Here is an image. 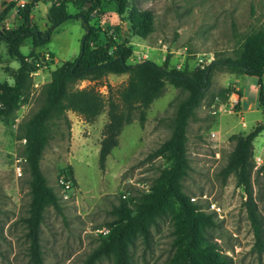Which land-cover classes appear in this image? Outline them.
I'll return each mask as SVG.
<instances>
[{"label":"rangeland","instance_id":"obj_1","mask_svg":"<svg viewBox=\"0 0 264 264\" xmlns=\"http://www.w3.org/2000/svg\"><path fill=\"white\" fill-rule=\"evenodd\" d=\"M3 2L9 4L8 0H0V14L6 7ZM30 2L32 25L45 33L51 27L47 19L49 8L61 3ZM65 6L70 15L78 18L65 20L51 29L47 44L36 46L28 38L20 48L26 56L31 51L48 54L49 60L34 74L30 100L16 113L15 123L5 126L0 122V264H31L24 222L31 200V174L26 166L24 141L16 137L17 126L35 111V100L40 88L49 81L50 72L79 55L85 32L80 14L85 8L70 3ZM128 7L150 11L154 16L153 31L146 39L131 36L133 55L148 53L157 65L170 55L169 68L178 65L174 56L181 53L191 70L203 54L212 55L214 60L232 57L242 37L264 28V0H128ZM16 10L7 12L2 27L11 28L16 23ZM88 24L111 35L120 20L113 4L100 0L99 6L89 13ZM17 67L7 45L0 42V82L12 84L9 75ZM127 79L126 74L108 75L101 82L82 81L77 87H94L107 97L106 86L119 89L126 85ZM226 88L241 97L231 113H224L220 103L211 108L214 98ZM260 88L264 89V77L259 81L256 77L215 68L204 99L186 129L189 170L182 181V191L200 211L214 214L211 205L221 210L220 216L214 214L216 226L208 230V238L232 264H264V252L259 254L254 249L242 188L234 176L225 184L219 177L233 147L230 137L247 135L256 125L264 124V107L258 103ZM185 95L167 85L163 95L147 110L143 125L135 119L123 128L118 147L108 156L103 171L98 167V151L107 122L106 112L93 122L67 112L68 123L61 121L52 127V138L42 153L39 167L46 186L58 199L61 213L52 207L44 213L40 226L43 264H82L98 245L101 232L108 230L116 219L114 209L121 202L134 208L141 195L148 192L160 170L167 166L164 158L152 154L169 138L175 106ZM253 162V197L264 224V131L253 141ZM62 180L71 185L68 190ZM174 237L171 221L157 220L150 228L148 241L139 239L130 248L131 264H166L175 253ZM97 264L113 262L102 259Z\"/></svg>","mask_w":264,"mask_h":264},{"label":"trees","instance_id":"obj_2","mask_svg":"<svg viewBox=\"0 0 264 264\" xmlns=\"http://www.w3.org/2000/svg\"><path fill=\"white\" fill-rule=\"evenodd\" d=\"M8 1L9 4L3 2L6 7L0 14V42L7 45L8 54L18 67L10 72L12 84L0 82V122L5 126L14 124L16 113L29 102L33 76L46 63L44 55L33 51L23 55L20 48L24 41L32 38L36 46L47 44L51 29H56L65 20L78 18L67 12V3L79 9L85 8L80 14L85 32L79 55L50 72L49 81L40 88L35 100V111L17 126L16 137L24 141L26 166L31 174V200L24 219L31 264H43L40 226L46 209L52 207L61 213L58 199L46 186L39 167L42 153L52 138V127L61 121L68 123L67 112L87 122H93L106 112L107 122L98 151V167L103 171L108 156L118 147L123 128L135 119L143 125L147 110L163 95L167 85L186 93L175 106L169 138L152 154L153 157L164 158L167 166L160 170L159 176L134 208L121 202L114 209L116 219L109 225L108 233L100 236L98 245L86 255L82 264H97L102 259H110L113 264H131L130 248L139 239L147 242L150 228L161 219L171 221L175 236V253L166 264H232L231 259L208 238V230L216 226L214 214L200 211L182 191V181L189 170L186 129L204 99L215 68L230 74L256 77L259 81L264 77V28L242 37L232 57L216 58L203 70H191L186 63L176 70L175 67L169 68L170 55L161 65L152 61L130 63L133 56V48L129 44L131 36L146 39L153 31L154 16L150 11L129 9L128 0H108L120 20L111 35L88 24V15L99 6L100 0H64L59 6L52 5L47 16L51 27L45 33L38 32L32 25L30 0L22 8L17 4L19 0ZM13 8L17 9L16 23L11 28L2 27L7 12ZM123 24L126 25L125 30ZM125 74L128 75L126 85L119 89L106 86L107 97L94 87H77L82 81L97 83L108 75ZM229 94L231 89L226 88L218 97L224 101ZM258 103L264 107L262 88L259 89ZM262 131L264 124L256 125L247 135L231 136L233 147L219 172L223 184L234 176L244 192L243 205L252 230L254 249L259 254L264 252V224L253 197L252 173L253 141ZM68 174L72 179L70 170Z\"/></svg>","mask_w":264,"mask_h":264},{"label":"built area","instance_id":"obj_3","mask_svg":"<svg viewBox=\"0 0 264 264\" xmlns=\"http://www.w3.org/2000/svg\"><path fill=\"white\" fill-rule=\"evenodd\" d=\"M49 1H52V2H54V3H56V4H60L62 1H64V0H49ZM25 1H23V0H19L18 2H17V4H18V6L20 7V8H22L24 5H25ZM169 53V52H168ZM151 58H150V55L148 54V53H143V54H140V55H137V54H135V55H133L131 58H130V63L131 64H138V63H142V62H144V61H151L150 60ZM174 59L176 60V62H178V65L176 64V66H175V69L176 70H180L182 67H183V65L185 64V56H184V54H179V56H174ZM44 60L46 61V60H49V55L48 54H46V55H44ZM164 60V59H163ZM214 61V58H213V56L212 55H210V54H203V55H200L199 57H198V59L196 60V66H195V68H198V69H200V70H203V69H205L206 67H208L212 62ZM240 96L236 93V92H231V94H229L228 96H227V99H226V101H222L221 99H219L218 97H215L214 98V104L212 105V109H215V104H219L220 103V107L223 109V112L225 113V112H229V113H231V110L236 106V105H238L239 104V102L241 101L240 100ZM227 107H228V110H227ZM220 108V109H221ZM212 114L213 115H215L216 114V112H215V110H213L212 111ZM211 137L213 138V137H215V134L214 133H211ZM18 171H19V169H17ZM19 173V172H18ZM61 183L65 186V188L68 190L70 187H71V185H69L67 182H64L63 180L61 181ZM211 207V211L215 214V215H217V216H220V213H221V210L218 208V207H215L214 205H211L210 206ZM108 231L109 230H103L102 232H101V234L102 235H106L107 233H108Z\"/></svg>","mask_w":264,"mask_h":264},{"label":"crops","instance_id":"obj_4","mask_svg":"<svg viewBox=\"0 0 264 264\" xmlns=\"http://www.w3.org/2000/svg\"><path fill=\"white\" fill-rule=\"evenodd\" d=\"M22 53V52H21ZM23 54V53H22ZM24 55V54H23ZM55 60V59H54Z\"/></svg>","mask_w":264,"mask_h":264}]
</instances>
